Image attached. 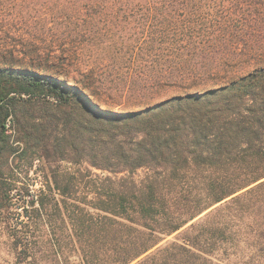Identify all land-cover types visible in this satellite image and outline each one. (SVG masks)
Listing matches in <instances>:
<instances>
[{"label":"trees","instance_id":"16d2710c","mask_svg":"<svg viewBox=\"0 0 264 264\" xmlns=\"http://www.w3.org/2000/svg\"><path fill=\"white\" fill-rule=\"evenodd\" d=\"M47 25L65 63L90 50L102 75L7 51ZM27 156L45 185L21 202ZM0 211L15 264L45 242L63 264H264V0H0Z\"/></svg>","mask_w":264,"mask_h":264},{"label":"rangeland","instance_id":"374dc122","mask_svg":"<svg viewBox=\"0 0 264 264\" xmlns=\"http://www.w3.org/2000/svg\"><path fill=\"white\" fill-rule=\"evenodd\" d=\"M37 23H40V19H37ZM49 28L50 26L47 25L45 30L40 31L34 29L30 35H24L22 39H20L19 36H15V38L11 37L10 39L4 37L7 51L14 54L16 57L21 58V63L23 64L24 68L29 69L30 71L39 72L41 74H50L51 76L60 78V80H65L68 82H74L76 80L79 81L82 80L83 76L89 71H95V73L99 76L102 75V72L105 68L100 66L102 62L99 65L100 60L97 58L96 54L90 50H79L76 52V54L69 52V55L72 57H69V62L65 63L63 59L65 52L61 50L62 48L63 50L68 48L62 47V45L58 44L56 41L54 42L53 37L56 36V34H59V32L56 31L55 28H53V30H49ZM20 34L22 35V33H19V35ZM77 59L83 61L84 66L80 67L78 65ZM60 74H67V80L64 77H60ZM105 74H107V72H105ZM203 90H205V88L201 89V91ZM174 93V91H169L165 95L170 97ZM105 98L108 99L107 96ZM50 102L57 103L54 100H50ZM107 103L113 104L110 100H108ZM114 107L115 106H105L101 107V109L105 111L120 112L121 109ZM122 109L131 111L133 108L122 105ZM39 110L40 109L38 107L36 108L30 104H24L21 102L19 116L20 120L24 121L25 128H32L34 121L39 115ZM8 124V134H12L14 139H17L18 136L21 138L22 134L20 135V128L12 124L11 121H8ZM50 133L52 132L48 131L47 135L49 136ZM52 134H55V132ZM17 145L18 143L14 144V146ZM25 158L26 159L24 161H17L19 164L18 167L14 166L16 164L14 163V157H10L9 159V168L13 169L15 167L13 171L15 174H18L17 176L20 178V187L14 191L13 197L16 200L19 199L21 202H27L33 198L32 196H37L41 190H44L45 185V179L42 173L44 168L41 167L40 162H32L31 158H28V156ZM25 188L30 190V196L26 194ZM18 214H21V216L16 215L14 218L16 221L21 222L24 220V211L19 210ZM67 234H69V232L66 231L65 235ZM8 236L9 233L5 225L4 215L0 211V264H15L14 253L10 248ZM45 244L46 242L44 244L41 243L38 245V249L41 250L42 254L39 255V261L35 264H60L61 259H55L51 252V254H49V247L47 244ZM67 255H69L68 259L70 260V264H80L81 256L79 252L74 250ZM61 258L63 261L67 258V256H62ZM61 264H63V262Z\"/></svg>","mask_w":264,"mask_h":264},{"label":"built area","instance_id":"2783aa9c","mask_svg":"<svg viewBox=\"0 0 264 264\" xmlns=\"http://www.w3.org/2000/svg\"><path fill=\"white\" fill-rule=\"evenodd\" d=\"M8 127H9V124H8Z\"/></svg>","mask_w":264,"mask_h":264}]
</instances>
